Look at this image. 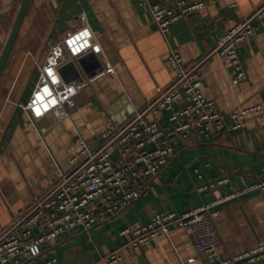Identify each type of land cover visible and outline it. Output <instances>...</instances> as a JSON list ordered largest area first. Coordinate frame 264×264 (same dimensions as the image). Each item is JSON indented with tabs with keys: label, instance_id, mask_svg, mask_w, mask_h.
Segmentation results:
<instances>
[{
	"label": "crops",
	"instance_id": "1",
	"mask_svg": "<svg viewBox=\"0 0 264 264\" xmlns=\"http://www.w3.org/2000/svg\"><path fill=\"white\" fill-rule=\"evenodd\" d=\"M22 1L0 0V55ZM159 1L174 5L177 0ZM204 1L200 11L173 23L164 36L141 0H31L0 78V232L71 170L81 138L94 147L111 120L122 121L144 109L172 82L170 47L187 65L208 56L202 90L223 113L264 107V10L254 20L255 33L238 48L244 81L233 83L231 63L211 54L230 28L264 7V0ZM80 27L90 29L96 40L95 48L76 62L87 85L69 117L57 120L50 113L32 119L25 105L51 45ZM167 116L164 112L159 120L166 124ZM174 151L168 165L119 214L90 230L66 234L39 260L106 264L109 252L117 249L124 264H209L206 252L180 226L137 251L130 248L131 236L121 232L130 224H147L157 211L183 213L215 202L221 259L264 242V196L258 191L237 196L264 180V123L252 119L242 131L178 137ZM243 264H264V259Z\"/></svg>",
	"mask_w": 264,
	"mask_h": 264
},
{
	"label": "built area",
	"instance_id": "2",
	"mask_svg": "<svg viewBox=\"0 0 264 264\" xmlns=\"http://www.w3.org/2000/svg\"><path fill=\"white\" fill-rule=\"evenodd\" d=\"M141 3L148 7L157 30L164 36L173 23L205 6L204 0H177L174 5L159 0ZM263 10L261 7L235 24L211 51L231 63L233 83L247 78L238 48L255 33L254 20L262 16ZM95 46L94 34L87 27L71 30L51 45L25 105L32 119L50 113L57 120L70 116L77 94L87 81L81 74L66 81L59 70L70 62L77 65V60ZM207 58L187 65L181 54L170 47L167 64L174 72L172 82L160 88L144 109L125 120H111L108 128L97 136L94 147L80 139V150L71 159V170L62 175L54 188L34 197L30 206L0 232V264H64L56 257L46 260L39 257L66 234L77 229L90 230L136 200L146 190L149 178L166 167L175 155L174 142L178 137L189 139L195 134L242 131L252 119L264 123V107L260 104L226 114L203 93L202 65ZM106 71L112 72V68ZM164 112L168 113L166 124L159 120ZM253 191L264 196V180L245 187L237 196ZM216 204L183 213L157 211L147 224H130L121 234L131 236L130 248L137 251L180 226L206 252L209 264H243L264 259V242L236 256L220 258L218 246L222 236L215 223L219 213ZM106 264H124L117 249L109 252Z\"/></svg>",
	"mask_w": 264,
	"mask_h": 264
},
{
	"label": "water",
	"instance_id": "3",
	"mask_svg": "<svg viewBox=\"0 0 264 264\" xmlns=\"http://www.w3.org/2000/svg\"><path fill=\"white\" fill-rule=\"evenodd\" d=\"M30 4H31V0H23L22 1L21 7H20L19 12L17 14V17L15 19L12 30L9 34V37L7 39L5 46H4V49L0 55V78H1V75L4 71V69H5V66H6L7 61L9 59V56L11 54L13 46L16 42V39L19 35V32L21 30L23 21L26 17V14L28 12ZM59 71H60L61 76L66 81L72 80V79H74L80 75V72L78 71L75 63H73V62L65 64L64 66H62L60 68Z\"/></svg>",
	"mask_w": 264,
	"mask_h": 264
},
{
	"label": "trees",
	"instance_id": "4",
	"mask_svg": "<svg viewBox=\"0 0 264 264\" xmlns=\"http://www.w3.org/2000/svg\"><path fill=\"white\" fill-rule=\"evenodd\" d=\"M222 134H224V133H222ZM100 135V134H99Z\"/></svg>",
	"mask_w": 264,
	"mask_h": 264
}]
</instances>
